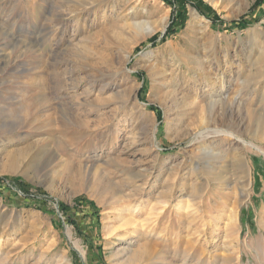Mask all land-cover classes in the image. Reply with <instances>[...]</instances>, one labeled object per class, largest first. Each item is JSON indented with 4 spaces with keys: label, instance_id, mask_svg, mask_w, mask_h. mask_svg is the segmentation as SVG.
<instances>
[{
    "label": "rangeland",
    "instance_id": "rangeland-1",
    "mask_svg": "<svg viewBox=\"0 0 264 264\" xmlns=\"http://www.w3.org/2000/svg\"><path fill=\"white\" fill-rule=\"evenodd\" d=\"M0 264H264V0H0Z\"/></svg>",
    "mask_w": 264,
    "mask_h": 264
},
{
    "label": "bare ground",
    "instance_id": "bare-ground-1",
    "mask_svg": "<svg viewBox=\"0 0 264 264\" xmlns=\"http://www.w3.org/2000/svg\"><path fill=\"white\" fill-rule=\"evenodd\" d=\"M210 3H213V0H207ZM139 27V26H137ZM143 30L145 31V37H150L153 33L154 28L145 24ZM142 31V30H141ZM144 33V32H143ZM144 35V34H143ZM144 37V38H145ZM143 38V36H142ZM134 47V46H133ZM129 52V51H128ZM225 93L222 90L218 93L217 97L214 98L208 97L207 104L200 108V111L205 113L206 117L203 121H201L195 129L194 139L198 138L201 142L208 141L211 138L222 137V138H233L234 132L228 125H231L232 119H227L224 114H221L217 118L211 116L217 109L219 108H227V106L231 107L233 105V99L228 98V96L224 95ZM207 117L209 118L207 120ZM236 135V134H235ZM236 140V139H235ZM205 145V144H204ZM202 153V160H204L203 165L209 173L212 174L213 179L218 180L220 185L225 183L226 178L221 175V170H219V163L224 159L222 155L214 153V151L209 146L201 147ZM225 156V155H224ZM226 165V164H225ZM231 166L235 169H239L240 173H244V161L241 157L239 159L233 158ZM222 167V166H220ZM223 168V167H222ZM219 170V171H217ZM238 172V170H237ZM242 176V175H241ZM242 184V183H241ZM244 185V184H243ZM224 186V185H223Z\"/></svg>",
    "mask_w": 264,
    "mask_h": 264
},
{
    "label": "trees",
    "instance_id": "trees-1",
    "mask_svg": "<svg viewBox=\"0 0 264 264\" xmlns=\"http://www.w3.org/2000/svg\"><path fill=\"white\" fill-rule=\"evenodd\" d=\"M162 1L169 3V0H162ZM196 4H197L198 7L202 8L204 10V12H210L211 11V9L208 6L203 5L200 1H197ZM186 19H187V17H186V14H185L184 3H181L180 4V10H179L178 14L175 17H173L172 22H171L170 26L168 27V29L166 31V34L163 36V38H166L168 35L174 34L176 32V29H178V28H180V27H182L184 25ZM243 25H244L243 22L235 23V26H237L238 28L239 27L242 28ZM157 37H158V34L152 36L150 38L149 42H155V40L157 39ZM153 110H156V109H153ZM13 182H16V181H13ZM20 188H22L23 190H27L26 189L27 188L26 186H23L22 187L20 185ZM25 205H28V204L26 203ZM33 206L36 207V208H38L39 207V204L37 205V204L34 203ZM63 208L65 210H67V208L62 207V209Z\"/></svg>",
    "mask_w": 264,
    "mask_h": 264
},
{
    "label": "built area",
    "instance_id": "built-area-1",
    "mask_svg": "<svg viewBox=\"0 0 264 264\" xmlns=\"http://www.w3.org/2000/svg\"><path fill=\"white\" fill-rule=\"evenodd\" d=\"M17 194L22 195V196L25 195L21 190H18Z\"/></svg>",
    "mask_w": 264,
    "mask_h": 264
}]
</instances>
